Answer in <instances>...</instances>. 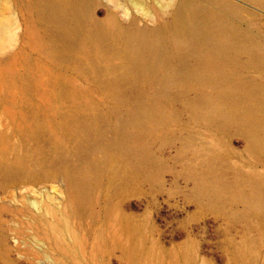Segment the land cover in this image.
<instances>
[{"label":"rangeland","instance_id":"rangeland-1","mask_svg":"<svg viewBox=\"0 0 264 264\" xmlns=\"http://www.w3.org/2000/svg\"><path fill=\"white\" fill-rule=\"evenodd\" d=\"M66 2L0 0V264H264V0Z\"/></svg>","mask_w":264,"mask_h":264},{"label":"bare ground","instance_id":"bare-ground-1","mask_svg":"<svg viewBox=\"0 0 264 264\" xmlns=\"http://www.w3.org/2000/svg\"><path fill=\"white\" fill-rule=\"evenodd\" d=\"M40 1L49 6V8L53 10V12L58 10H65L66 8L68 9V7H71V3L66 2V0H57L59 2L58 4L56 2L52 3L49 0ZM5 14L8 15V13ZM8 17L9 16H6L5 20H0V56H4L3 60H0L1 63H4V69L2 70V72H0V86L5 85V89L6 87H8V89L12 90L14 83L18 77L17 70L14 68L16 55L21 50V47H18V43L21 41L24 42V39L22 40L21 38L23 37L21 36L22 33H19L22 30L23 26V21L21 20L20 16L15 13L14 17ZM35 34H38L37 30H35ZM37 41L39 40L37 39ZM138 54L140 55V53ZM12 112L18 119L20 118L22 122L25 121L23 111L21 109H12ZM74 185L76 187V190L80 194L84 195V191L88 187V181L83 177H77L74 181ZM120 230L129 241V246H127L125 249L126 256L132 264L136 263L137 261H139L142 255V249H140L139 246H136V243L139 242L138 240L142 241L143 237L138 233V231L133 228V226L129 222L120 224Z\"/></svg>","mask_w":264,"mask_h":264},{"label":"water","instance_id":"water-1","mask_svg":"<svg viewBox=\"0 0 264 264\" xmlns=\"http://www.w3.org/2000/svg\"><path fill=\"white\" fill-rule=\"evenodd\" d=\"M228 1H232V2H234V1H236V0H228ZM264 15V14H263ZM148 29H150V27H147ZM22 35H23V37H24V33H22ZM21 47V49H22V45L20 44V45H18V47Z\"/></svg>","mask_w":264,"mask_h":264}]
</instances>
